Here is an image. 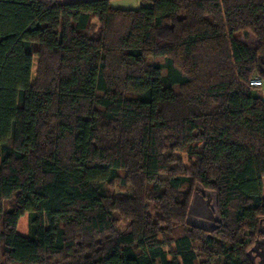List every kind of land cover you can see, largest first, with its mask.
<instances>
[{
    "label": "trees",
    "instance_id": "trees-1",
    "mask_svg": "<svg viewBox=\"0 0 264 264\" xmlns=\"http://www.w3.org/2000/svg\"><path fill=\"white\" fill-rule=\"evenodd\" d=\"M140 2L0 0V264H252L264 0ZM188 183L217 194L211 232Z\"/></svg>",
    "mask_w": 264,
    "mask_h": 264
},
{
    "label": "water",
    "instance_id": "water-1",
    "mask_svg": "<svg viewBox=\"0 0 264 264\" xmlns=\"http://www.w3.org/2000/svg\"><path fill=\"white\" fill-rule=\"evenodd\" d=\"M264 217L259 219L258 232L262 234L257 237L253 244L248 248L247 255L254 264V257L259 256L258 264H264ZM185 222L187 225L199 228L206 232L213 231L221 223L217 207V194L196 183L189 202Z\"/></svg>",
    "mask_w": 264,
    "mask_h": 264
},
{
    "label": "rangeland",
    "instance_id": "rangeland-1",
    "mask_svg": "<svg viewBox=\"0 0 264 264\" xmlns=\"http://www.w3.org/2000/svg\"><path fill=\"white\" fill-rule=\"evenodd\" d=\"M96 27H97V25H95V29H94L93 33L91 32V34H94V33L96 32ZM37 79H38V59H37V57H34V58H33L32 68H31V80H32V82H34V81L37 80ZM262 85H264V84H262ZM262 85H261L260 87H256V88L254 89V92H255L257 95H259V96H261L262 98H264V86H262ZM175 155L178 156V157L181 159L182 164H183L184 167L189 168V166H190V161H189V158H188V156H187L186 153H178V152H176ZM192 188H193V187L190 185V183H188V184H185V185L181 188V191H184V192H190V194H191V193H192ZM106 190H107V191L109 190L112 194H116V193L120 192V191L117 190V187H114V188H106ZM125 192H126V194H131V190H130L129 188H128ZM262 195H264V190H262ZM8 205H9V202H5V208H7ZM262 224H264V223H262ZM118 225H119L120 227H122V226L124 225V221H123V219H121V220L119 221ZM17 231H18L19 233L23 234V235L26 234V232H27V214H26V213H25L23 216H21V217L19 218V220H18V225H17ZM169 236H171V235H167L166 237H162L161 239L168 238ZM252 244H253V243H251V244L248 246V248H249ZM248 258H249V260L251 261V259H250L249 256H248ZM204 259H205V257H203V256H199V260H204ZM253 261H254V264H258L255 260H253Z\"/></svg>",
    "mask_w": 264,
    "mask_h": 264
},
{
    "label": "crops",
    "instance_id": "crops-1",
    "mask_svg": "<svg viewBox=\"0 0 264 264\" xmlns=\"http://www.w3.org/2000/svg\"><path fill=\"white\" fill-rule=\"evenodd\" d=\"M56 1L60 3H66V2H77L84 0H56ZM109 2L112 7L121 8V9H135L141 5L140 0H109Z\"/></svg>",
    "mask_w": 264,
    "mask_h": 264
},
{
    "label": "built area",
    "instance_id": "built-area-1",
    "mask_svg": "<svg viewBox=\"0 0 264 264\" xmlns=\"http://www.w3.org/2000/svg\"><path fill=\"white\" fill-rule=\"evenodd\" d=\"M248 84L252 87H260L262 85V82L258 78H253L249 80Z\"/></svg>",
    "mask_w": 264,
    "mask_h": 264
},
{
    "label": "flooded vegetation",
    "instance_id": "flooded-vegetation-1",
    "mask_svg": "<svg viewBox=\"0 0 264 264\" xmlns=\"http://www.w3.org/2000/svg\"><path fill=\"white\" fill-rule=\"evenodd\" d=\"M262 223H264V221H262ZM262 236V234L261 233H259V236L258 237H261ZM253 260H255L257 263H258V260H259V256H257L256 255V257H254V259Z\"/></svg>",
    "mask_w": 264,
    "mask_h": 264
}]
</instances>
